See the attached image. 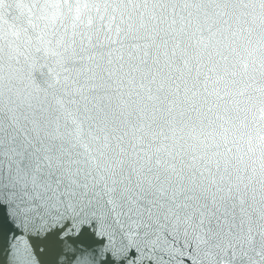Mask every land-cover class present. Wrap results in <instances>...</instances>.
Returning a JSON list of instances; mask_svg holds the SVG:
<instances>
[{"label":"snow or ice","instance_id":"6c2138e0","mask_svg":"<svg viewBox=\"0 0 264 264\" xmlns=\"http://www.w3.org/2000/svg\"><path fill=\"white\" fill-rule=\"evenodd\" d=\"M0 264H264V0H0Z\"/></svg>","mask_w":264,"mask_h":264}]
</instances>
